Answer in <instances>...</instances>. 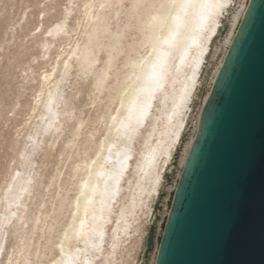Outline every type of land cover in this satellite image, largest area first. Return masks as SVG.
<instances>
[{
    "label": "bare ground",
    "instance_id": "1",
    "mask_svg": "<svg viewBox=\"0 0 264 264\" xmlns=\"http://www.w3.org/2000/svg\"><path fill=\"white\" fill-rule=\"evenodd\" d=\"M248 1L206 0L214 6L181 11L174 21L168 18L172 10L159 7L164 0H139L156 8H133L137 0H66L59 17L41 20L39 31L29 33L40 55L21 69L22 88H29L32 98L0 184V264H120L135 254L146 225L157 219L154 206L168 175L174 181L168 189L176 186L184 147L186 156L201 106ZM151 15L161 18L157 27L165 34L169 28L177 31L178 43L146 122L125 142L109 127L112 116L118 124L124 114L115 111L117 70L128 54L139 59L151 51L145 48ZM225 22L228 31L215 45ZM119 75L123 80L122 71ZM203 83L207 90L196 106ZM109 144H115L111 151ZM125 151L132 159L115 186L112 174ZM105 181L110 191L115 188L113 194L93 195V186L99 184L102 191ZM85 219V230L100 227L102 238L77 239L73 228Z\"/></svg>",
    "mask_w": 264,
    "mask_h": 264
},
{
    "label": "water",
    "instance_id": "2",
    "mask_svg": "<svg viewBox=\"0 0 264 264\" xmlns=\"http://www.w3.org/2000/svg\"><path fill=\"white\" fill-rule=\"evenodd\" d=\"M154 264H264V0H249L201 106Z\"/></svg>",
    "mask_w": 264,
    "mask_h": 264
},
{
    "label": "rangeland",
    "instance_id": "3",
    "mask_svg": "<svg viewBox=\"0 0 264 264\" xmlns=\"http://www.w3.org/2000/svg\"><path fill=\"white\" fill-rule=\"evenodd\" d=\"M65 3L66 0H0V184L5 176L7 164H12L13 153L10 144L19 137L18 132L27 118L26 113L32 98V91L29 88L25 90L22 88L25 81L22 80L21 69L26 68L27 64L32 62V58L39 57L40 53L37 44L30 39L29 33L39 31L38 25L41 20L50 22L59 17ZM43 10L47 12L45 16ZM223 25L215 45H218L228 31V22ZM33 63H36V60ZM39 67H36V72L41 70ZM212 67L209 66L205 75L210 73ZM206 90L207 85L203 83L198 92L199 100L195 103L196 106L200 105ZM186 145L176 169V180L185 157ZM52 164L53 162L50 165ZM166 179L167 184L162 197L154 206L157 219H161L159 225L157 226V219L154 223L147 224V234L143 236L141 247L127 261H119L120 264H153L174 191L172 187L168 189L174 182L173 175L172 177L168 175Z\"/></svg>",
    "mask_w": 264,
    "mask_h": 264
},
{
    "label": "snow or ice",
    "instance_id": "4",
    "mask_svg": "<svg viewBox=\"0 0 264 264\" xmlns=\"http://www.w3.org/2000/svg\"><path fill=\"white\" fill-rule=\"evenodd\" d=\"M132 6L133 8H156L155 4H141L139 0ZM213 6L214 5L208 4L206 0L200 3H197L196 0H164V2L159 5L160 8L167 7L172 10L173 14H170L168 18L174 21L180 19L179 13L181 11L187 9L211 8ZM160 23H162V21L158 15H151L145 27V31L151 33L147 36L148 44H145V48L147 49L150 46L151 51H148L146 55L139 59H137L136 55L133 53L128 54L123 61V68L117 70L116 79L120 87V92L117 98L119 107H117L115 111L120 113L121 110H123L124 114L118 124L115 123L117 121V116H112L111 119L114 124L109 125V127H115V131L118 133V139L122 138L125 142L132 141L138 134L140 127L146 122L152 108L151 101L154 98L153 93L157 88L163 87V79L169 66L168 60L171 57V50L175 48L178 43L177 31L169 28L165 34L163 28L157 27ZM109 64H111V61H109ZM129 69L131 71H128ZM138 69L139 71H137ZM121 71L124 74L123 80L120 79L119 75ZM113 147H115V144H109V151H111ZM117 156H120L119 152ZM131 159L132 157L129 151H125L123 158L118 161L119 169L112 174V180L115 186L119 185V177L122 175L123 171L126 170L125 162ZM16 175H19V173ZM100 175L103 176V173H100ZM84 187H87V182ZM114 191V187L110 191V186L107 181H105L102 191L100 190L99 184L92 188L93 195L99 193L102 197L110 196ZM80 195H85L83 188L81 189ZM79 200L80 197H77L78 207ZM86 203L89 205L92 204L93 198L88 197ZM87 214L88 208L85 207L86 218ZM72 215L75 217L76 213ZM25 227H27V225H25ZM85 229L86 219L80 221L78 230L73 228V232L77 239H94L96 236H100L101 238L103 236V229L100 227H93L87 231ZM93 247H95V244H93ZM85 264H88V262L85 261Z\"/></svg>",
    "mask_w": 264,
    "mask_h": 264
}]
</instances>
